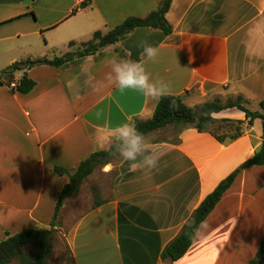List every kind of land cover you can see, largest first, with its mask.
Here are the masks:
<instances>
[{
    "label": "crops",
    "instance_id": "obj_1",
    "mask_svg": "<svg viewBox=\"0 0 264 264\" xmlns=\"http://www.w3.org/2000/svg\"><path fill=\"white\" fill-rule=\"evenodd\" d=\"M159 3L0 0V72L20 60L60 57L71 51V42H87L128 17H146ZM166 17L171 35L138 28L96 55L27 70L36 82L28 94L0 87V242L7 233L51 228L70 177L55 168L73 173L92 153L108 150L100 131L106 123L116 126L132 116L136 124L153 116L159 101L122 94L108 83L111 57L140 61L139 45L146 41L159 49L157 60L146 65L148 72L169 82L171 95L182 96L187 105L242 96L249 110H260L264 0H173ZM23 74L17 72L16 80ZM214 117L245 121L244 135L222 144L195 129L166 127L161 138H149L160 130L145 136L149 154L160 162L157 169L123 161L108 180L111 163L105 166L100 185H94L102 204L93 208V198L66 232L76 264H248L254 259L264 239V167L237 178L180 260L162 259L205 197L262 144L261 120L249 124L236 108ZM58 218L55 229L61 228Z\"/></svg>",
    "mask_w": 264,
    "mask_h": 264
},
{
    "label": "trees",
    "instance_id": "obj_2",
    "mask_svg": "<svg viewBox=\"0 0 264 264\" xmlns=\"http://www.w3.org/2000/svg\"><path fill=\"white\" fill-rule=\"evenodd\" d=\"M172 1L160 0L159 7L146 17H128L107 33L96 31L91 40L81 43L76 50L68 51L60 57L52 59L43 57L34 60L17 61L0 72V87L9 86L13 92L28 94L35 88L36 82L28 75L27 70L40 66L62 67L76 59L96 55L102 52L105 47L125 40L138 28L158 29L165 35H171L173 27L167 20L166 15L170 10ZM86 6V2L81 4V7ZM74 12H77V10ZM76 45L75 42L70 43V47ZM21 71L24 74L17 81L16 74ZM13 83H15L14 86ZM246 103L247 100L244 97L238 96L236 98L229 97L226 101L215 98L191 107L185 103L182 96L169 95L158 102L154 114L150 119L136 122V128L144 136L169 126L176 129L191 128L199 133L212 135L222 144L232 143L240 139L245 133V121L217 119L214 117V114L236 108L246 114L249 124H253L256 120H261L262 122L263 141L260 148L257 149L251 159L242 163L222 180L213 192L205 197L188 218L179 235L165 247L162 252V259L164 261L176 262L188 252L202 224L215 210L226 192L244 171L254 167H264V101L261 102L260 110L258 111L249 110L246 107ZM117 157L119 156L111 146L108 150L92 153L86 160L80 163L73 173H68L63 168H55L58 174L67 173L70 177L60 193L55 209L54 221L59 217L65 202L69 198H77L80 195L82 185L94 173L96 168L101 165L110 164ZM94 199L93 208L102 204V201L98 198L96 188H94ZM54 221L50 229H26L14 235L7 233L6 238L0 242V264H12L14 260H18L19 264H48L53 235L56 232ZM71 258L72 264H76L75 259L72 256ZM248 264H264V239L256 256Z\"/></svg>",
    "mask_w": 264,
    "mask_h": 264
},
{
    "label": "clouds",
    "instance_id": "obj_3",
    "mask_svg": "<svg viewBox=\"0 0 264 264\" xmlns=\"http://www.w3.org/2000/svg\"><path fill=\"white\" fill-rule=\"evenodd\" d=\"M139 47L143 49L141 52L143 59L140 61L117 58L116 56L108 59L106 61L108 67L106 79L122 94L131 91L146 99L160 101L172 94V87L169 82L154 78L146 68L147 63L157 60L159 49L146 41L141 42ZM91 87L96 90L98 85L92 84ZM100 131L103 142L110 144L124 162L135 166L139 161L147 171L159 167V160L149 154L150 144L136 128L132 116H128L125 122L116 126L106 123Z\"/></svg>",
    "mask_w": 264,
    "mask_h": 264
},
{
    "label": "rangeland",
    "instance_id": "obj_4",
    "mask_svg": "<svg viewBox=\"0 0 264 264\" xmlns=\"http://www.w3.org/2000/svg\"><path fill=\"white\" fill-rule=\"evenodd\" d=\"M80 44L70 47L71 51H74L78 48ZM61 49H54V52L59 54ZM52 52V50H50ZM172 127H168L171 129ZM167 129V128H166ZM162 134L152 133L149 138L155 139L156 137L161 138V135H164V129L160 130ZM123 160L119 157L115 158L111 162V171L108 174V180H112L119 170V165ZM106 165H101L96 168L93 175L89 178L85 184L79 197L73 199L66 206L65 210L60 213L57 223L61 225V228L56 229V232L53 235V241L51 244V254L49 256L48 264H72L71 254L68 250V245L66 242V232L68 231L69 226L83 211H87L91 208L94 203V185H100L101 180L103 179V169ZM99 198V196H98ZM100 199V198H99ZM65 206V204H64ZM63 206V207H64ZM62 207V208H63ZM12 264H19L18 260H14Z\"/></svg>",
    "mask_w": 264,
    "mask_h": 264
},
{
    "label": "water",
    "instance_id": "obj_5",
    "mask_svg": "<svg viewBox=\"0 0 264 264\" xmlns=\"http://www.w3.org/2000/svg\"><path fill=\"white\" fill-rule=\"evenodd\" d=\"M32 0H26L27 3L31 2Z\"/></svg>",
    "mask_w": 264,
    "mask_h": 264
},
{
    "label": "built area",
    "instance_id": "obj_6",
    "mask_svg": "<svg viewBox=\"0 0 264 264\" xmlns=\"http://www.w3.org/2000/svg\"><path fill=\"white\" fill-rule=\"evenodd\" d=\"M15 85V83H13V86Z\"/></svg>",
    "mask_w": 264,
    "mask_h": 264
}]
</instances>
